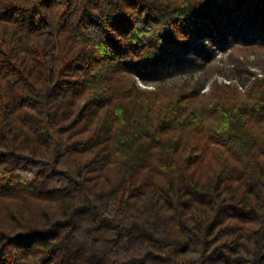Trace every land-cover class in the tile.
<instances>
[{"label": "trees", "instance_id": "1", "mask_svg": "<svg viewBox=\"0 0 264 264\" xmlns=\"http://www.w3.org/2000/svg\"><path fill=\"white\" fill-rule=\"evenodd\" d=\"M264 47V0H0V264H264V79L142 88Z\"/></svg>", "mask_w": 264, "mask_h": 264}, {"label": "rangeland", "instance_id": "2", "mask_svg": "<svg viewBox=\"0 0 264 264\" xmlns=\"http://www.w3.org/2000/svg\"><path fill=\"white\" fill-rule=\"evenodd\" d=\"M212 59L203 62L202 69L163 81L144 85L142 88L164 91L168 88L191 90L201 86V94H210L214 86L236 87L244 94L258 79H264V47L250 49L237 42L232 48L212 47Z\"/></svg>", "mask_w": 264, "mask_h": 264}]
</instances>
